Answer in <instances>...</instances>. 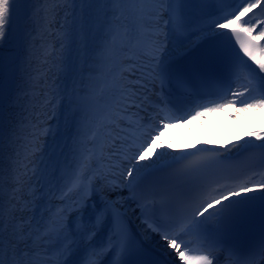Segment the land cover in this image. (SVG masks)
Masks as SVG:
<instances>
[{
    "label": "snow or ice",
    "instance_id": "snow-or-ice-1",
    "mask_svg": "<svg viewBox=\"0 0 264 264\" xmlns=\"http://www.w3.org/2000/svg\"><path fill=\"white\" fill-rule=\"evenodd\" d=\"M76 2L71 0L73 4ZM78 2L88 7L101 2L114 6L109 10L112 20L105 13L106 32L98 57L105 68L110 67L108 75L112 81L109 84L106 78L90 80L87 94L79 101L82 119L72 148L74 166L67 174L71 185L68 192L79 189L83 206L99 194L102 208L91 221L84 222L78 202L79 223L70 221L67 209L61 208L34 227L32 221L16 222V213L25 210L20 204L23 196L17 199L14 195L12 199L16 203L10 202L5 209L0 194V255H6L3 233L7 216L12 229L9 244L17 246L14 251L21 243L25 246L24 256L15 264H70L69 258L81 246L86 253L82 264H102L108 253L116 256L113 264H158L142 258L146 256L143 243L135 238L127 213L121 210V201L125 199L121 193L127 189V199L134 201L143 217L145 235H158L165 249L173 250L178 258L174 264H213L218 259L215 249L226 243L230 227L245 214L264 210V179L254 178L264 176V154L261 171L246 178H233L220 172L226 153L201 148L180 155L156 154L154 136L160 124L171 118L168 113L184 112L186 115L175 117L183 120L192 113L193 118L201 116L198 108L215 111L237 102L245 110L264 111V0H219L223 7L208 17H200L203 26L190 33L202 34L203 44L186 43L180 36L194 27L188 6L205 0ZM18 3L19 0H0V48L11 36ZM68 3L69 0H64L65 5ZM254 9L258 11L249 17ZM42 11L47 17L56 9ZM79 22V30L75 28V19L71 26L65 24L66 30L58 41L57 59L68 70L72 66L74 45L87 47L90 31L87 7L81 8ZM176 40L180 42L173 46ZM4 68V58L0 55V164L5 143L11 146V133H6L5 126ZM133 79L141 81L140 87L155 86L158 82L162 94L175 93L178 98L173 101L161 95L157 129L147 136L141 138L129 133L120 140L109 134V140L103 141L104 130L118 127L132 114L131 109L138 106L135 103L140 99L136 95L138 86L126 83ZM128 126L142 127L138 120L129 121ZM252 135L264 140V133ZM129 144L132 147L125 148ZM256 147L264 149V144ZM149 148L153 149L154 159L147 156ZM165 156H171V161L166 162ZM96 160L107 163L94 174ZM31 172L30 176L26 168L12 177L14 193L32 187L35 169ZM110 192L117 193L114 201L104 198ZM105 226L110 228V235L104 245H96L95 236ZM53 252L55 260L45 259ZM256 254L264 260V239L243 264H255ZM0 264H6L5 259H0Z\"/></svg>",
    "mask_w": 264,
    "mask_h": 264
},
{
    "label": "bare ground",
    "instance_id": "bare-ground-1",
    "mask_svg": "<svg viewBox=\"0 0 264 264\" xmlns=\"http://www.w3.org/2000/svg\"><path fill=\"white\" fill-rule=\"evenodd\" d=\"M93 4H95L93 15L98 16V21L101 22L94 20L88 25V28L90 29V36L87 38L88 46L86 48L84 47V51L87 53V56L79 66L80 82L72 89L70 96L66 97L67 101L58 102L52 106V108L57 112L54 116L56 119H54V117H50V119L47 120L67 121V125L64 126V129L68 132L61 137V139L65 142L62 141L60 143L59 149L56 151V154L60 157H63L65 162L61 164L59 161H57L55 163V167H53L51 170L49 169V171L40 181V187L45 189L46 198H51L52 201L55 200L58 202L53 206L49 215L55 213L61 208H65L68 211V219L73 223H79L80 219V216L77 213L78 202L79 205L82 206L80 214H82L84 222L91 221L102 208V200L99 194L93 195L92 198L87 202V206H83V194L79 193V189L76 193H74V195L69 196L70 200L66 201V204H64V202H59L63 197L62 193L64 192V189H68V187L71 186L68 184L67 174L72 171L74 166L72 148L74 141L78 139V132L82 119L79 101L82 96L87 94L90 80L106 78L109 84L112 81V77L108 75L110 67L105 68L104 65L98 61V57L100 55V46L104 42V35L106 32V27H103L105 13H109L107 19L112 20L113 17L111 16L109 10L114 6L101 2L100 4H102V6L99 9L96 3ZM213 5L216 7V9L222 7V4L219 2V0H213ZM188 8L190 11V19L193 22L199 21L200 17L208 16L207 10L202 4L189 5ZM257 11L258 10L254 9L253 13L249 14V17H251ZM16 21V29L19 32V29L22 27V23H20V14L18 11L16 12ZM185 42L189 44H195L196 42L202 43V34L188 36ZM176 44L178 43H174L173 41V46ZM135 81L139 80H128L126 83L132 84L133 82L135 83ZM140 84L135 83V85L138 86L136 88V95L140 97V99L135 101L138 106L131 109L139 113V102H147V99L150 97L146 88L151 86L152 89L154 88L152 84H147L146 87L145 85L140 87ZM101 87H103V84H101ZM54 103L55 102L53 100V104ZM127 119L131 122H135L133 119H139V117L138 114L135 113L131 114L130 118L128 116ZM146 120L151 119L147 118ZM5 126L6 131H8L9 127L6 123ZM60 126L61 124L59 125V128ZM123 127H125V124ZM129 128L130 127H125L124 131L127 133L126 130ZM142 128L143 127L139 126L134 127L136 134H141V138L148 135V133L141 131ZM154 129H157V125ZM252 133H264V111L259 109L245 110L243 106L237 102L231 105H226L224 108L216 109L215 111L204 110L202 111L201 116L195 117L192 120H186L185 122H179L175 124H166L162 122L159 126L158 134L154 136V145L156 154H159L160 152H170L173 155H180L181 153L196 152L197 149L207 148L213 149L218 153H226L227 157H230L240 154L246 150L260 148L256 147V145L264 144V140L257 139V137L252 135ZM109 134H111V137H113L112 128H107L104 130L102 134L103 141H108ZM248 141H251L252 143H246ZM89 147H92V145L90 144ZM147 156L153 157L154 159L152 148L148 149ZM12 157L13 156L10 155V151H6L5 145L2 154V164H0V194L3 196L2 203L5 209L10 206V202L13 204L16 203V201L12 199L14 195L16 196V193L13 192L12 177L17 175V170L14 168L13 164H11ZM171 158V156H165V161L170 162ZM104 162L105 161L95 162L92 172L95 174L100 168L103 167L102 165H104ZM147 162L151 163V160ZM121 195L125 197V199L121 201L123 205L121 210L126 211V213L131 217L138 219L140 210L136 208V205L134 202H132V200L127 199V189H124ZM116 196L117 193L110 192L107 193L104 198L114 201ZM4 224L6 228L3 233L5 239L6 255H0V259H5L6 264H15V261L20 260L24 256L25 246L23 243H21L18 245L16 251L13 250L17 246L9 244V241L12 239V229L7 216H5ZM109 235L110 232L108 226H105L102 230L97 232L94 241L95 244L104 245ZM147 238L150 240V243H152L153 246H158L156 243L157 239L155 237L152 236L150 238V236H147ZM160 245L162 249L167 252L168 256L178 259L175 256L173 250L165 249L163 243ZM85 255L86 253L83 249V246H81V248L75 251L74 254L69 258L70 264H82ZM49 258L55 260V253L53 252L50 257H45V259Z\"/></svg>",
    "mask_w": 264,
    "mask_h": 264
},
{
    "label": "rangeland",
    "instance_id": "rangeland-1",
    "mask_svg": "<svg viewBox=\"0 0 264 264\" xmlns=\"http://www.w3.org/2000/svg\"><path fill=\"white\" fill-rule=\"evenodd\" d=\"M59 3L57 7V0H19L24 31L16 29L15 15L11 36L0 48L5 65V123L9 127L6 133H11V146L6 142V151L13 156L11 164L17 173H23L26 168L30 176L32 169L36 172L32 177V187H25L23 193L16 192L17 199L23 196L20 204L25 207V210L16 213V218L17 223L32 221L34 227L47 219L54 204L51 198H46L40 180L55 167L57 161L61 164L65 162L56 151L63 141L61 137L68 132L64 129L67 121L47 120L57 113L52 106L67 101L66 97L79 84V66L87 56L84 45L77 43L74 45L71 69L62 68L57 59L60 55L58 41L66 30L65 24L71 26L74 19L75 28L79 30L82 7H87L90 22L99 20L93 15L95 4L83 6L78 0L75 4L71 0L67 5L64 0H59ZM96 4L100 9L102 4ZM53 8L56 11L46 17L42 9ZM25 50L27 55L23 58ZM20 53L21 60L18 58Z\"/></svg>",
    "mask_w": 264,
    "mask_h": 264
},
{
    "label": "trees",
    "instance_id": "trees-1",
    "mask_svg": "<svg viewBox=\"0 0 264 264\" xmlns=\"http://www.w3.org/2000/svg\"><path fill=\"white\" fill-rule=\"evenodd\" d=\"M31 14V13H30ZM26 46H27V44H26ZM24 55H27V52H26V50H25V54H23V58H24ZM24 60V59H23ZM21 65H24V63L23 64H21Z\"/></svg>",
    "mask_w": 264,
    "mask_h": 264
}]
</instances>
